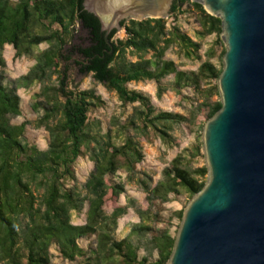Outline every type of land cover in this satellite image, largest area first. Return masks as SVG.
I'll list each match as a JSON object with an SVG mask.
<instances>
[{"label":"trees","instance_id":"1","mask_svg":"<svg viewBox=\"0 0 264 264\" xmlns=\"http://www.w3.org/2000/svg\"><path fill=\"white\" fill-rule=\"evenodd\" d=\"M83 2L0 0V68H6L5 46L13 47L17 59L35 61L30 71L10 87L5 84L4 71L0 72V264H51L53 246L64 260L76 264H150L154 254V264H167L177 233L153 228L151 207L144 210L133 198L120 206L118 200L126 194V186L112 184L110 179L123 171L128 182L147 195L150 206L157 201L167 204L171 195L182 191L190 199L197 195L206 184L207 167L190 171L180 158L164 170L163 180L153 188L138 178L137 165L145 158L138 137L147 138L153 132L164 144L174 147L177 142L171 132L175 124L190 122L203 130L222 107L221 100L211 101L219 96L217 84L211 83L219 80L223 66L212 62L216 53L211 48L198 71L178 70L174 62L165 59L171 47L176 44L187 59L201 60L202 45L175 24L168 29L164 19L123 21L125 38H118L119 31L114 30L106 41L98 18L84 9ZM185 5L198 17L199 39L221 36L222 20L190 0H175L171 18L176 20ZM77 27L82 37H76ZM43 44L47 49L39 50ZM62 65L65 68L61 71ZM71 65L80 75L91 76L94 82L115 92L122 105L134 106L133 114L118 127L115 137L111 131L103 133L99 121L90 120L92 110L103 105L101 97L94 90L69 89ZM169 77L174 78L171 87L163 84ZM145 81L158 84V99L169 89L180 96L183 89L191 88L205 101L190 112L189 118L157 111L149 96L127 87ZM34 85L40 86L35 97L41 100L34 110L43 112L34 127L49 134L45 151L26 141L30 123H11L21 115L18 90ZM118 137H123L121 145L114 142ZM83 156L94 165L82 187L85 195L77 185L74 170ZM86 205V223L74 225L72 213L81 214ZM131 208L140 222L132 225L125 239L117 240L118 221ZM183 214L184 210L177 214L180 221ZM92 237L94 248L85 250L78 245L80 240ZM142 248L146 255L140 257Z\"/></svg>","mask_w":264,"mask_h":264},{"label":"water","instance_id":"2","mask_svg":"<svg viewBox=\"0 0 264 264\" xmlns=\"http://www.w3.org/2000/svg\"><path fill=\"white\" fill-rule=\"evenodd\" d=\"M175 0H84L105 39L123 21L167 19ZM222 20V107L204 126V188L167 264H264V0H190Z\"/></svg>","mask_w":264,"mask_h":264},{"label":"rangeland","instance_id":"3","mask_svg":"<svg viewBox=\"0 0 264 264\" xmlns=\"http://www.w3.org/2000/svg\"><path fill=\"white\" fill-rule=\"evenodd\" d=\"M14 1L17 2L18 0ZM182 11L183 12L178 18H176V20L171 18V15L164 20L167 21L168 29L175 24L184 34L202 45L200 50L201 60L187 59L181 48L176 44L167 52L165 59L174 62L177 69L180 71L188 73L196 72L199 70L201 64L207 60V52L209 49L213 48L216 57L212 59V62L217 67L221 68L223 66L222 53L226 50V46H224L225 43L221 36L217 37L216 35H213L206 37L205 39H199L196 35L197 31H200L196 13L188 5H185ZM77 30L78 33L76 34V37H82L83 33L80 31L79 27H77ZM117 37L124 39V30L119 31ZM217 40L219 41L217 42ZM45 49H47L46 44L39 47V50ZM15 55L16 53L13 47L5 46L3 58L6 62V68L4 70L0 68V72L4 71L6 76L5 84L9 87L11 86V82L26 75L35 64L33 59L26 57L17 59ZM129 59L135 61V58L129 57ZM64 68L65 65H62L60 70L62 71ZM67 75L69 78L68 82L70 90H74L75 87L80 91L94 90L96 94L101 97L103 105L92 110L90 113V120L93 122L99 121L101 123L102 132L107 133L111 131L112 135L115 137L118 127L124 124L133 114L134 106L122 105L115 92L107 90L101 84H97L91 76L80 75L76 67L73 65L69 67ZM173 83V77H169L163 82L167 87H171ZM216 84L218 85V81L211 83L212 86H215ZM157 85L158 84L155 82L145 81L139 83L132 82L131 84H128L127 87L129 90L138 91L149 96L151 103L157 111L172 112L186 118H189L190 112L205 101L203 95L196 94L191 88L183 89L180 96H178L172 89H169L161 99H158ZM204 86L206 87V84ZM39 92L40 86L38 85H34L30 89L18 90V95L21 99V115L11 119V123L13 125H21L24 122L30 123L25 132L26 141L30 145H35L40 150L45 151L49 144V134L44 129H35L34 127V123L43 115L41 110L39 113L34 110L35 105L41 101L35 97ZM219 100L220 96H214L211 99L212 102ZM203 130H201L199 125H193L190 122L175 124L173 131L171 132V135L177 142V145L174 147H169L164 144L153 132H150L147 138L138 137L145 155L144 161L137 165V170L140 172L138 178L143 179L153 188L158 182L163 180L164 170L172 166L171 164L176 158H180L183 167L190 171L206 166L203 148ZM114 142L116 145H121L123 137L114 138ZM197 148H199L198 152H196ZM93 168L94 165H92L87 156L79 158L74 166L77 185L83 195H85L86 192L82 187L89 178ZM110 181L112 184L123 183L126 186V194L122 195L118 200L120 206H126L128 203L127 199L133 198L137 201V206H140L142 209L146 210L151 207L153 217L150 225L153 228L157 230L167 228L172 235L178 233L181 221L177 214L180 211L185 210L186 206H188L192 200L186 193H184V191H182L180 195H171L170 202L167 204H160V202L157 201L153 206H150L146 200L147 195L140 188L136 187L135 184L129 183L127 176L123 171H119L115 178H111ZM68 186L72 187L73 183H68ZM87 210L88 205L85 206L84 211L81 214L72 213V223L74 225L85 224ZM139 222L140 219L134 210L132 208L129 209L127 215L118 221V229L115 235L116 239H125L129 235L132 225ZM78 245L85 250L94 248L95 237L80 240ZM50 253L51 264H76L64 260L60 256L56 246L51 247ZM139 255L140 257L146 255L143 248L140 250ZM156 260L157 255L154 254L150 258V264H154Z\"/></svg>","mask_w":264,"mask_h":264}]
</instances>
